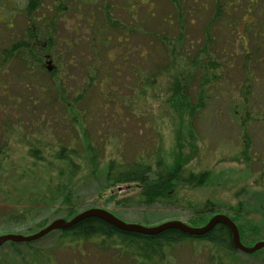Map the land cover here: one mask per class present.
<instances>
[{
    "label": "rangeland",
    "instance_id": "obj_1",
    "mask_svg": "<svg viewBox=\"0 0 264 264\" xmlns=\"http://www.w3.org/2000/svg\"><path fill=\"white\" fill-rule=\"evenodd\" d=\"M76 1L55 22V47L53 55L43 60L44 72L27 74L19 85L17 76L24 68L13 62L0 82L8 84L11 98L19 86L23 91L24 84L50 87L45 72L56 71L61 88L79 101L75 104L79 113L65 116L67 125L53 116L51 106V112L38 114L39 103L26 107V115H0V145L8 142L13 153L25 152L27 144L35 141V135L29 134L39 118L52 124L46 132L50 139H40L44 144H55L57 139L66 144L67 126L82 155L75 183L80 203L76 215L97 208L145 228L170 221L188 225L192 208L212 201L224 207L218 214L229 218L233 214L227 206L240 210L235 224L246 225L241 239L245 247L264 241L260 196L264 193V0H251L252 4L248 0H105L111 3L110 17L122 25V32L120 27L105 28L100 14L103 0ZM26 2L0 0V13L12 24L10 29L0 24V50L6 41L23 37ZM48 4L44 3L40 15L49 17ZM130 7L133 15L126 11ZM106 34L110 39L103 45ZM89 74H95L92 85ZM35 86L29 90L33 98L39 95ZM15 117L26 119V145L18 142V135L2 133V119ZM157 152L167 165L178 163L194 173L209 171L215 183L179 188L173 206H139L133 201L129 206L118 205L119 200L135 196L138 188L107 186V163L116 158L125 163L148 160ZM40 185L28 181L18 185L12 197L0 195V214L14 210L15 197L26 201V197L38 196ZM57 219L64 218L49 207L20 224L0 221V236H28L41 230L36 227L41 221L47 225ZM56 239L54 231L30 248L51 258V264H127L96 252L94 245L81 244L84 252H75L58 246ZM9 243L0 247L9 264L29 261L32 251L25 244ZM253 254L239 252L232 264H264L263 250ZM183 257L180 264H194ZM199 264L204 261L199 259Z\"/></svg>",
    "mask_w": 264,
    "mask_h": 264
},
{
    "label": "trees",
    "instance_id": "obj_2",
    "mask_svg": "<svg viewBox=\"0 0 264 264\" xmlns=\"http://www.w3.org/2000/svg\"><path fill=\"white\" fill-rule=\"evenodd\" d=\"M44 1L49 2L46 5V9L51 10L49 17L40 15L41 9L45 8ZM67 2V0L59 2L27 0L24 12H22L27 20L23 37L20 40L6 41L7 46L0 50V79L7 75V68L13 62H17L24 68V71L17 76L16 82L19 85L27 74L44 72L43 60L48 54L53 55L51 52L55 47L57 24L55 22H58L60 17L69 10L65 9V7H69ZM100 11L105 20L104 23H112L108 8L104 6ZM0 17H2L1 13ZM107 42L105 36L104 42L101 44L105 45ZM92 57L95 56L92 55ZM45 74L51 80L52 85L45 88L32 85L39 88V95L36 98L30 95L33 87H26V84H24L23 91H20L19 86V90L10 98L7 93L8 84L0 82V100H2V102L0 101V115H8V112L26 115L28 106L35 107L39 103L38 106L41 105L42 108L38 114H41V111L51 112L53 110V116L58 115L62 118L61 122L63 124L66 122L67 125L65 116H74L77 111L75 104L79 101L77 98L68 97L67 91L61 88L56 71L51 73L46 71ZM89 76L88 82L92 85L95 82V74H89ZM10 103L11 105H9ZM77 112L79 113V111ZM54 120L53 123L56 124ZM56 120L58 122L59 119ZM34 122L37 124L35 128L33 127L35 133L29 135L32 137L35 135V141L32 144H27L28 149L25 152L19 155L13 153L8 142L0 145L1 196L12 197L14 189L28 181L41 184L40 191H37L38 196L36 194L26 197V201L21 197H15L14 210L0 214V221L7 224H20L26 219L32 218L39 210H46L49 207L59 211L64 220H70L80 208L79 197L75 192V183L81 174L79 160L82 155L77 148L78 142H76L75 136L65 126L64 133L68 137L66 144H62L64 141L61 142L60 139H57L55 144L49 143L48 145V142L44 144L42 141L44 138L50 139L46 132L50 131L52 124L41 118ZM2 123V133L18 135L20 136L18 142L26 145V119L8 118L2 119ZM151 159H139L125 163L116 158L107 163L104 168V183L107 186L132 184L138 188V193L135 196L119 200L118 205L129 206L133 201L139 206L154 204L173 206L177 201L174 194L179 188L198 189L210 187L215 183L209 171L194 173L178 163L167 165L158 152ZM260 196H262L261 202H263L264 193ZM222 208H224L222 205L212 201L205 202L200 208H192L194 213L189 219L188 225L191 227L203 226L207 223V218L218 214ZM226 209L233 214L230 219L237 223L241 218L240 210L231 206H227ZM45 226V221L36 225L37 229H42ZM245 226L237 225L240 240L243 238ZM56 233V242L60 247H67L75 252H77L76 250L84 252L79 248L81 244L94 245L96 252L105 254L116 261L125 260L127 264H180L182 259L184 260V255L191 261L190 263L194 264H199V259H202L204 264H232L233 259L239 253L233 246L229 229L223 224H217L202 236H189L177 229H167L156 235H142L122 232L101 219L89 217L68 229L58 230ZM9 244L15 246V243ZM31 244L25 243L26 250L32 251L29 261H26L25 264H51V258L45 256L43 258L36 251L33 252V248H30ZM182 249L189 251L182 252ZM177 251L182 253L177 255ZM12 253L20 260L23 258L17 249H12ZM0 264H9L8 258L3 254H0Z\"/></svg>",
    "mask_w": 264,
    "mask_h": 264
},
{
    "label": "water",
    "instance_id": "obj_3",
    "mask_svg": "<svg viewBox=\"0 0 264 264\" xmlns=\"http://www.w3.org/2000/svg\"><path fill=\"white\" fill-rule=\"evenodd\" d=\"M89 217L101 219L122 232L138 233L142 235H156L167 229H177L189 236H202L211 231L217 224H223L229 229L233 246L238 252L245 255H251L257 251L264 250V241L257 242L252 247H245L240 241L239 231L236 224L229 217L223 214L214 215L205 225L201 227H191L179 221H170L155 227L145 228L140 225L126 224L117 219L110 212L97 208L85 210L75 215L70 220L57 219L47 224L38 232L28 236L16 234L1 235L0 247L7 242L17 244L34 243L54 231L68 229L77 222Z\"/></svg>",
    "mask_w": 264,
    "mask_h": 264
},
{
    "label": "flooded vegetation",
    "instance_id": "obj_4",
    "mask_svg": "<svg viewBox=\"0 0 264 264\" xmlns=\"http://www.w3.org/2000/svg\"><path fill=\"white\" fill-rule=\"evenodd\" d=\"M60 0H54V2H59ZM68 2L67 3H69V6H72L73 7V5L76 3V2H78V1H76V0H67ZM103 1H105V0H103ZM251 4H252V2H251V0H248ZM102 4H103V7L105 6V7H107L108 8V13H109V10H110V7H111V3H109V1H107V2H102ZM79 7V4H77L76 5V8H78ZM102 7V8H103ZM134 7L136 8L137 7V5L135 4L134 5ZM65 9H68V6L67 7H65ZM126 11H128V14H130V15H133L134 14V12H133V7H130L129 9H127L126 8ZM110 15V14H109ZM112 20V19H111ZM103 22H105V20L103 19ZM91 23H92V21H91ZM90 23V24H91ZM239 23V22H238ZM0 24H2V25H4L7 29H10L11 28V26H12V24H11V20H9V19H7V20H5V19H3V17H0ZM104 25H105V28H110V27H120V29H121V32L123 31V28H121L122 27V25L121 24H119L117 21H113L112 20V23H110V24H107V23H104ZM25 36V35H24ZM106 39H107V41H109V39H110V35H107L106 34ZM117 42H120V39L119 38H117Z\"/></svg>",
    "mask_w": 264,
    "mask_h": 264
}]
</instances>
